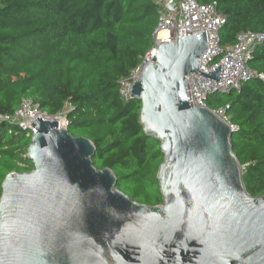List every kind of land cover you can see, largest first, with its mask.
Instances as JSON below:
<instances>
[{
  "label": "water",
  "instance_id": "1",
  "mask_svg": "<svg viewBox=\"0 0 264 264\" xmlns=\"http://www.w3.org/2000/svg\"><path fill=\"white\" fill-rule=\"evenodd\" d=\"M205 32L161 43L131 94L146 135L161 141L163 201L139 203L93 163L87 137L37 115L26 156L0 196V264H264V196L248 193L233 128L190 105L186 77L200 70Z\"/></svg>",
  "mask_w": 264,
  "mask_h": 264
},
{
  "label": "trees",
  "instance_id": "2",
  "mask_svg": "<svg viewBox=\"0 0 264 264\" xmlns=\"http://www.w3.org/2000/svg\"><path fill=\"white\" fill-rule=\"evenodd\" d=\"M216 1L226 16L223 46L244 31L264 32V0ZM157 22L154 0H0V112L13 114L30 98L50 116L65 114L70 134L94 142V165L110 167L119 189L152 206L163 201L161 141L146 135L142 100L122 99L119 81L152 49ZM248 62L264 73V42ZM208 98L210 109L230 105L244 184L264 196V78ZM31 143L30 131L0 121V196L8 173L33 169Z\"/></svg>",
  "mask_w": 264,
  "mask_h": 264
},
{
  "label": "built area",
  "instance_id": "3",
  "mask_svg": "<svg viewBox=\"0 0 264 264\" xmlns=\"http://www.w3.org/2000/svg\"><path fill=\"white\" fill-rule=\"evenodd\" d=\"M154 1L157 5L158 22L153 34V46L140 66L119 81L122 99L129 100L133 98L131 94L132 85L135 84V80H140L143 71L157 52L160 44L174 43L176 38H182L185 34L191 36L192 34L205 32L208 48L199 58L202 72L207 73L211 69L222 65L218 80L209 79L197 73L186 77L188 95L192 107H208L207 100L211 94L227 93L230 90L240 91L243 85L251 78H264V73L259 74L253 70L248 62L253 57L256 48L264 42L263 31H244L238 34L233 44L223 46L220 33L226 23V16L218 10V2L216 0L205 4L199 2V0ZM21 103V106L13 114L0 112V121L16 124L22 130H28L33 135L35 129L31 124L32 120L37 115H50L42 111L38 103H34L30 98L22 99ZM229 108L230 105L211 109L236 131L238 127L232 124L230 116L227 114ZM53 116L64 119V128H67L68 120H66L65 114L61 113Z\"/></svg>",
  "mask_w": 264,
  "mask_h": 264
},
{
  "label": "rangeland",
  "instance_id": "4",
  "mask_svg": "<svg viewBox=\"0 0 264 264\" xmlns=\"http://www.w3.org/2000/svg\"><path fill=\"white\" fill-rule=\"evenodd\" d=\"M68 110H69V107H67L65 111H68Z\"/></svg>",
  "mask_w": 264,
  "mask_h": 264
}]
</instances>
